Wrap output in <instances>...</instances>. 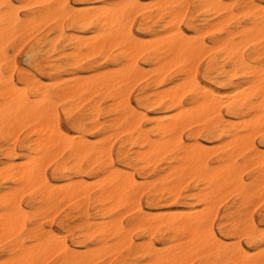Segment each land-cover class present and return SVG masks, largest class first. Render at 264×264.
Listing matches in <instances>:
<instances>
[{"label": "bare ground", "instance_id": "1", "mask_svg": "<svg viewBox=\"0 0 264 264\" xmlns=\"http://www.w3.org/2000/svg\"><path fill=\"white\" fill-rule=\"evenodd\" d=\"M235 7L248 26L229 25ZM194 12L202 18L188 21ZM28 40L34 74L8 55ZM106 98L114 118L102 122ZM121 135L116 156L111 139ZM258 138L264 8L255 0H0L3 264H264L261 224L248 211L264 200ZM232 194L235 244L214 225L217 202ZM66 205L79 223L55 229Z\"/></svg>", "mask_w": 264, "mask_h": 264}, {"label": "rangeland", "instance_id": "2", "mask_svg": "<svg viewBox=\"0 0 264 264\" xmlns=\"http://www.w3.org/2000/svg\"><path fill=\"white\" fill-rule=\"evenodd\" d=\"M146 2H148L149 0H145ZM233 1V0H232ZM255 2L256 3H258L259 4V2H258V0H255ZM233 3V2H232ZM20 5V4H19ZM234 11V12H233ZM26 11L25 10H22V13H25ZM244 10L243 9H240V8H234L233 10H232V15L233 14H235V15H233L232 16V19H231V21L229 22V25L230 24H232V29H234L233 27H234V25H235V23L236 22H240L242 25H244V26H248V20H247V18H246V16L244 15ZM200 16V12H194V13H192V14H190V16L188 17V21L190 20V18L191 17H193V18H196V20L198 21L200 18H202V17H199ZM140 18V19H139ZM226 16L225 15H222V16H218V17H211L210 18V27H218V25H217V22L218 23H221V22H225V20H226ZM141 17L140 16H138L137 18H136V21H135V28H136V30L139 28V26H140V23H141ZM223 19H225L224 21H222ZM220 22H219V21ZM138 22V23H137ZM243 22H245V23H243ZM139 24V25H138ZM214 25V26H213ZM138 26V27H137ZM215 28H214V30H215ZM214 30L212 31V33L210 32V33H207V35L205 34V37L209 40L212 36H213V34L215 33V32H218V30H215V32H214ZM32 45V40H28V41H24L23 42V44H22V42L20 43V41L15 45V46H11V47H9L8 48V55L10 56V57H15L16 58V60H17V62H18V64H19V66H20V68L22 69V70H24V71H28V72H30V73H35V71L31 68V66H30V64L28 63V60H27V57H26V53L29 51V49H30V47H31V45ZM30 45V46H29ZM21 46V47H20ZM27 46H28V48H27ZM19 48V49H18ZM28 49V50H27ZM10 50L12 51V52H10ZM17 50H19V51H17ZM15 53V54H14ZM21 53H22V55H21ZM18 56H21L20 58L18 57ZM89 63H90V61L89 60H86V61H84V62H82V66L83 67H87L88 65H89ZM30 68H29V67ZM204 67H205V62L204 63H202V68H201V70L203 71L204 70ZM78 74L80 75L81 74V71L80 72H78ZM46 76H48V78L46 77ZM19 74H16V79L18 80L19 79ZM50 79V80H49ZM43 80L47 83V84H50L52 81H54L53 79H51V77L47 74V73H45V75H44V77H43ZM52 80V81H51ZM139 85H137V86H135V88H134V90H133V97H135V95L138 93V87ZM112 101L110 100V99H103L102 100V112H101V121L102 122H104V121H108V120H111L112 118H114V115L112 114V112H111V109H112ZM61 122H62V125L66 128V129H69V130H71V132H72V134H75V135H77L76 133H73V130H72V128H71V126L69 125V123H68V120H67V116L64 114V112H63V109H62V112H61ZM87 123V127L88 128H92V125H90V123L87 121L86 122ZM24 135L25 134H23L22 135V137H24ZM188 136H189V132H186L185 133V138L187 139L188 138ZM204 136V137H203ZM202 136V139H201V141L202 142H204L206 145H208V146H211V147H213V146H215V147H217L216 145H218V144H220L218 141H215V142H210L209 140H208V137H207V135H203ZM100 137V138H99ZM102 138V135H100V134H98L97 132H95L94 131V133H93V137H92V140L94 139V141H97V140H99V139H101ZM123 138H124V135H121V136H119L118 138H117V136H116V138L114 137V138H112L111 139V142H112V144L114 145V147H115V152H114V155H116L117 156V149H118V147L120 146V143H121V141L123 140ZM96 139V140H95ZM257 142H258V144L260 145V143H261V145H260V147H261V149L263 150L264 149V143H262L261 142V139L260 138H258L257 139ZM218 143V144H217ZM216 144V145H215ZM5 147H6V141H1L0 142V158H3V155H2V153H3V150L5 149ZM116 153V154H115ZM115 156V157H116ZM53 170V167L52 166H50V168H49V173L51 172L52 173V171H50V170ZM245 178L248 180V175H247V173H245ZM230 197V198H229ZM27 199V201H28V197H26ZM224 199H227L226 201H224ZM145 200V201H144ZM224 201V202H223ZM238 200H237V197L235 196V194H232V195H229L228 197L226 196V197H224V198H222V199H220L218 202H217V204H218V206H217V204H216V211H214V212H216V216H215V228H216V231H217V233L221 236V237H223L224 238V240L227 242V243H237V242H239L238 241V238H236V237H234V236H232V237H229L227 234H229L230 232H231V230L233 229V223L234 222H236L237 221V218H238V213H237V209H238V207H239V203L237 202ZM261 202V201H260ZM143 204H144V206H146V208H148V204H147V198L146 199H143ZM146 204V205H145ZM165 204H167V202H164L163 203V205H165ZM180 204H182V202L180 203ZM255 204H259V202L257 203H255ZM62 205V204H61ZM60 205V206H61ZM59 206V207H60ZM171 206H173V205H171V204H168L167 205V207H165V208H163V209H161V210H157V209H152V212L153 213H158V212H167V211H171V210H174V207H171ZM254 205H252V206H250V207H248V211L249 212H252V214L254 215V217H255V219H257L256 220V222L258 223V224H261L260 226H262V225H264V211L262 212V210H264V200L261 202V204H259L258 205V207H257V205H256V208H255V210L254 209H252V207H253ZM218 207V208H217ZM58 209V208H57ZM74 208L71 206V205H66L64 208H62V210H57L58 211V213H55V216H53L54 218H56V221H55V224H54V228L55 229H58L59 228V223L61 222V221H65V220H68V221H66L67 223H65V225L66 226H70V227H73L74 228V226L76 225V224H78L79 223V221H75V218L74 219H72L71 217H73V215H74V211H76L75 209L73 210ZM180 209H183V207L182 206H180ZM223 209V210H222ZM28 210H30V209H28ZM230 210H232V219H229V218H227L226 217V214L230 211ZM251 210H254V211H251ZM69 211H71L70 213H69ZM73 211V212H72ZM260 212H262V214L260 213ZM64 213V214H63ZM71 214V215H70ZM259 214V215H258ZM261 214V215H260ZM50 215H52V214H50ZM68 215V217H66ZM70 216V217H69ZM260 216H262L261 218H260ZM59 217V218H58ZM52 217L50 216V218H48V219H44V220H41V222L42 223H44V225L46 226V228L47 229H49L50 227H49V219H51ZM68 218H71L70 220L68 219ZM220 218V219H219ZM260 220V221H259ZM45 221V222H44ZM72 221H75V222H73L72 223ZM259 221V222H258ZM263 221V222H262ZM231 222H232V225H231ZM57 223V224H56ZM218 223V224H217ZM47 224V225H46ZM217 224V225H216ZM57 226V227H56ZM73 233H75V237H78L79 236V233H78V231L76 230V229H73ZM228 237H227V236ZM245 242H244V241ZM160 241V242H159ZM233 241V242H232ZM156 242L158 243V247L160 246V247H164V245L161 243V240H160V238H156ZM244 242V243H243ZM247 241L245 240V239H242V244H243V246L245 247V248H248L249 247V243H246ZM248 245V246H247ZM2 248H4V243H1L0 244V250L2 249ZM50 260H52V259H48V260H46L45 261V263L44 264H57L54 260H53V262L52 261H50ZM109 262V259H105L104 260V262H103V264H107ZM191 264H199V262L196 260V261H193V262H191Z\"/></svg>", "mask_w": 264, "mask_h": 264}, {"label": "snow or ice", "instance_id": "3", "mask_svg": "<svg viewBox=\"0 0 264 264\" xmlns=\"http://www.w3.org/2000/svg\"><path fill=\"white\" fill-rule=\"evenodd\" d=\"M259 5L261 8H264V0H258ZM259 232L264 234V225L259 227ZM260 245L264 246V238H262L259 242ZM262 252H264V250H261ZM0 264H3L2 261H0Z\"/></svg>", "mask_w": 264, "mask_h": 264}]
</instances>
